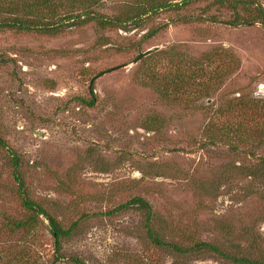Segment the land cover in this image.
Segmentation results:
<instances>
[{
    "label": "rangeland",
    "instance_id": "rangeland-1",
    "mask_svg": "<svg viewBox=\"0 0 264 264\" xmlns=\"http://www.w3.org/2000/svg\"><path fill=\"white\" fill-rule=\"evenodd\" d=\"M140 1L99 0L93 8L114 15ZM254 1L264 7V0ZM205 7L194 0L142 14L123 28L89 21L54 36L0 30V137L19 155L27 195L71 228L56 262L43 216L33 232L6 228L5 219L26 212L11 156L0 148V264L264 260V168L255 158L264 157V144L256 145L264 114L224 109L240 97L264 100V23L199 20ZM210 13L232 17L223 9ZM157 25L163 28L149 36ZM153 46L158 49L136 63L100 74ZM170 46L193 58L226 49L239 63L200 99L163 100L144 82L157 75V84L167 85L178 72L163 53ZM223 57L214 71L225 69ZM91 98L92 106L81 101ZM224 125H246L245 134L256 136L231 151L229 140L210 136ZM135 196L150 203L152 226L164 240L188 252L150 241L142 212L120 206ZM201 241L228 256L197 250Z\"/></svg>",
    "mask_w": 264,
    "mask_h": 264
},
{
    "label": "trees",
    "instance_id": "trees-1",
    "mask_svg": "<svg viewBox=\"0 0 264 264\" xmlns=\"http://www.w3.org/2000/svg\"><path fill=\"white\" fill-rule=\"evenodd\" d=\"M99 0H0V30H16L20 32H32L37 34L58 35L72 26L81 25L89 21H94L103 29L123 28L134 21L137 17L146 13H157L160 9L168 6L182 7L188 5L194 0H144L134 2L127 9L114 15H99L93 6ZM205 1V14L200 16L199 20L211 22H223L232 26L246 25L255 22L264 23V7L261 3L254 0H196ZM211 8L218 11L226 10L232 14L229 19H217L216 15L210 13ZM181 20H191V18L183 17ZM163 25L155 26L149 36L160 31ZM164 55L169 58L171 64L177 69V73H172L167 81V85L159 86L156 81L161 82V78L157 75L149 77L144 84L153 88L157 95L163 100L172 102H183L190 98L200 99L208 94L219 84L223 71L230 70L238 65L237 58L226 50H209L200 57L193 58L188 53L183 54L176 46H170L163 51ZM224 56V57H223ZM228 59L225 69L222 71H214L212 66L218 59ZM218 68V66H216ZM215 68V69H216ZM156 77V78H153ZM164 82V80H163ZM162 82V83H163ZM88 106L94 104V98L89 100L81 99ZM226 111H237L246 117L249 114H264V100L250 98H236L229 101L225 106ZM247 125V124H246ZM245 125V126H246ZM244 125H237L236 128L224 125L221 128L212 129L211 138L215 132L219 133L220 140H229V148L231 151H238L240 144L252 140L254 133L250 136ZM146 128H151L147 123ZM209 130V131H210ZM262 131L256 145L264 144V126L260 128ZM205 144V143H203ZM0 148L7 150L12 161V175L18 184L17 192L19 194L22 205L25 208V217L17 220L5 219V226L10 230H25L33 232L39 226V216H43L47 223L45 227L53 238L55 249L54 261L60 260L63 256L59 252L61 248V240L68 236L71 228L63 229L60 223L50 215L41 205L33 201L26 192L24 181L19 172V155L16 154L8 146L6 141L0 137ZM251 155L253 153L249 151ZM257 163L264 168V157L256 156ZM121 207L134 208L142 212L145 219V227L147 235L151 242L156 245H167L181 253L188 252L179 245L164 240V236L152 226V209L150 203L143 197L135 196L129 201L120 205ZM197 250H211L221 255H227L216 245L201 241L196 243ZM228 256V255H227ZM236 260L246 262L248 264H264V260L250 259L245 256L238 257ZM75 264H85L81 259L73 258Z\"/></svg>",
    "mask_w": 264,
    "mask_h": 264
},
{
    "label": "water",
    "instance_id": "water-1",
    "mask_svg": "<svg viewBox=\"0 0 264 264\" xmlns=\"http://www.w3.org/2000/svg\"><path fill=\"white\" fill-rule=\"evenodd\" d=\"M157 49H158L157 46H153V47H150L148 49H145L144 51H139L138 54L133 59H131L130 61H127L126 63L120 64V65H117V66H114V67H111L109 69H106V70L102 71L100 74H104L106 72L115 70L117 68H121V67L132 65V64L136 63L138 60H140L142 57H145V56L151 54L152 52L156 51ZM91 82H92V79L90 80L89 84H91Z\"/></svg>",
    "mask_w": 264,
    "mask_h": 264
}]
</instances>
